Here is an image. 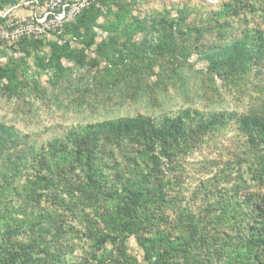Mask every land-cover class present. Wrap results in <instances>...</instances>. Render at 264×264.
<instances>
[{
  "label": "rangeland",
  "instance_id": "1",
  "mask_svg": "<svg viewBox=\"0 0 264 264\" xmlns=\"http://www.w3.org/2000/svg\"><path fill=\"white\" fill-rule=\"evenodd\" d=\"M31 1L0 0V26L10 19L26 18L31 11L40 12L46 0H38L39 6L33 8ZM128 1L94 0L59 33L1 43L0 123L13 125L42 145L66 140L75 130L138 114L157 119L164 113L189 109L205 118L212 112L226 117V122L214 116V122L205 121L203 140L184 143L172 164L161 159L156 171L170 191L165 194L157 188L155 196H148L147 214L165 225L170 243L178 246L172 252L173 264H264V241L261 244L251 235L257 225L249 220L246 205L235 199L245 192L264 196V124L247 119L258 110L260 87L256 84H264V70L257 78L246 76L244 83L223 80L207 69L202 53L207 43L220 47L247 30L249 34L264 30V0H136L128 4L126 9L140 18H184L188 28L177 40L188 53L180 59L165 53L158 56L168 28L149 25L123 33L116 10ZM226 1L238 2L239 11L226 25L223 37L216 32L214 36L205 32L196 38L188 36L187 29L196 26L204 14V4L217 10ZM107 52H114L115 58L107 59ZM119 168H124L122 163ZM63 172L67 180L58 189L65 201L59 203L62 217L58 222L77 231L68 235L67 246L63 238L54 237L57 241L46 252L48 256L32 253L35 264H76L105 255L115 244L107 240L97 248L95 241L102 229L99 213L102 208L130 211L136 201V195L121 184L126 179L134 181V173L124 170L125 174L104 178L81 164L65 167ZM69 182L73 187H85L72 190L70 197ZM109 183L118 187H113L108 200L90 194ZM209 189L213 194L207 200L204 194ZM12 202L11 218L20 226L36 228L37 213L54 209L42 197L27 217L29 209L19 200ZM194 214L205 221L206 238L184 233ZM0 243V253H8L7 239L1 238ZM124 245L127 254L143 261V251L133 235L125 237Z\"/></svg>",
  "mask_w": 264,
  "mask_h": 264
},
{
  "label": "trees",
  "instance_id": "2",
  "mask_svg": "<svg viewBox=\"0 0 264 264\" xmlns=\"http://www.w3.org/2000/svg\"><path fill=\"white\" fill-rule=\"evenodd\" d=\"M134 2L136 0L124 2V6L116 10L119 12L117 19L123 22V33L127 34L138 27L149 25L168 28V36L162 42V50L158 56L165 53L174 56L175 59L185 58L188 52L177 40L188 28L184 18L181 16L175 19L158 16L140 18L131 14L130 9H126L128 4L130 6ZM203 11L204 14L196 21L199 23L192 26L194 30L187 29L188 36L194 34L196 38L203 32L214 36L216 32L218 37H223L227 31L226 25L238 14L239 6L236 1H226L222 7L212 10L204 4ZM124 13H127L126 17ZM220 45L213 47L207 43L206 50L202 52L207 69L220 79L244 83L248 80L246 76L254 75L257 78L264 70V30L257 29L254 34H249L247 30L240 37L225 40ZM119 56L122 54L119 53ZM106 57L115 58L114 52H107ZM256 85L260 87L258 110L249 114L247 119L253 120L254 124H264V84ZM209 114L211 115L205 118V114H194L189 109L174 114L164 113L157 119L138 114L136 117L121 118L116 122H105L75 130L66 140L46 142L42 145L36 144L30 134L22 133L13 125L0 123V239H7L9 248L8 253H0V264H12L14 260L17 264H35L31 259L32 253L42 252L44 256H48L46 252L52 250L54 242L57 241L54 237L63 238L65 245H68V235L75 233L77 229L72 226L66 227L62 220L58 222V218L62 217L58 212L61 209L58 208L59 203L65 201L64 193L58 187L63 188L62 184L65 185L67 174L63 169L80 164L87 166L93 175L100 174L104 178H107L108 174L111 177L120 175L121 172L125 174L124 170L134 173L131 176L134 181L129 183L126 179L121 184L136 195V201L133 202L130 211L127 208H118L114 211L102 208L99 213L102 229L99 230L101 234L95 243L98 249L107 240L115 246L107 249L106 254L98 259L90 257L88 262L76 264H173L172 252L176 251L178 246L170 243L172 240L168 237L165 225L154 216H148L147 199L148 196H155L157 188H160V191L164 189L165 194L170 191L167 183L162 184V176L156 171L162 162L161 159L165 158L172 164L178 156L177 151L186 146L184 143L187 144L191 139L201 142L205 134V121L210 118L214 122L212 116L217 119L221 117L215 112ZM221 120L227 121L226 117H221ZM195 123H199L196 128L193 126ZM119 163L123 164V169L119 168ZM69 185L70 197L72 190L80 191L85 187L80 184L73 187L70 182ZM113 187L118 186L103 184L97 190H91L90 194L101 200H108L112 196L111 191L115 190ZM211 192L213 194V190L209 189L204 194L207 200H210L208 196ZM42 197L54 209L51 212L37 213L38 219L34 220V224L37 223L36 228L20 226L11 218L9 206L12 201L19 200L25 205L30 211L27 212L29 217L32 216L35 204H38ZM141 197L144 199L142 205H139ZM235 199L246 205L249 220H253L257 225V229H253L251 235L253 237L256 235L263 244L264 196L259 192L254 194L245 192ZM127 215L129 220H125ZM183 231L188 233L189 237L198 235L200 238H206L205 221L198 220V216L194 214L187 220ZM49 233L51 236L47 239ZM127 235H133L142 249V262L125 252L124 239ZM23 239L26 241L23 242ZM207 240L211 241L209 238ZM1 245L2 243L0 247ZM179 249H182V246Z\"/></svg>",
  "mask_w": 264,
  "mask_h": 264
},
{
  "label": "built area",
  "instance_id": "3",
  "mask_svg": "<svg viewBox=\"0 0 264 264\" xmlns=\"http://www.w3.org/2000/svg\"><path fill=\"white\" fill-rule=\"evenodd\" d=\"M94 0H46L40 12H32L26 18H14L0 26V44L19 42L28 37H39L62 30ZM32 8L39 6L38 0H32Z\"/></svg>",
  "mask_w": 264,
  "mask_h": 264
}]
</instances>
